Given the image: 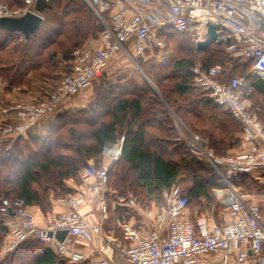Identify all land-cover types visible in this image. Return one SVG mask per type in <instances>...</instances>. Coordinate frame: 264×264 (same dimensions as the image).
I'll list each match as a JSON object with an SVG mask.
<instances>
[{
	"label": "built area",
	"instance_id": "obj_1",
	"mask_svg": "<svg viewBox=\"0 0 264 264\" xmlns=\"http://www.w3.org/2000/svg\"><path fill=\"white\" fill-rule=\"evenodd\" d=\"M22 1L26 13L33 11L38 0ZM91 1L98 6L104 30L92 44L74 52L71 74L63 77L48 96L11 103L0 101V141L27 138L61 106L99 82L113 59L124 56L135 61L134 55H143L148 48L166 49L169 28L175 34L192 33L197 44L206 37L207 24H214L219 34L217 44H223L234 61H251L254 73L264 79V0ZM102 15H108V19L105 21ZM2 17L15 15L0 3V20ZM192 72L196 86L208 91L213 103L225 106L242 125L243 143L250 145L246 151L217 156L202 135L179 127L178 141L187 146L192 156L207 162L225 184L215 191L217 203L226 210L220 223L207 214L192 213L189 198L175 186L161 192L166 206L160 212L145 210L151 220L149 227L135 228L126 218L117 220L122 240L110 242L100 259L89 260L82 253L69 251L76 240L92 242L104 238L112 196L109 173L121 158L122 137L104 148L107 163L99 168L88 164L79 171L80 192L65 198L62 204L66 210L45 227L37 224L24 201L2 199L0 213L9 215V233L0 251V262L20 244L38 241L52 246L70 264H197L202 257L213 254L219 256L222 264H264L262 209L232 183L233 177L240 174L260 180L258 173L264 171V120L249 110L245 101L249 87L243 78L222 80L230 73L227 65L217 64L208 71L196 65ZM115 203L131 212L143 210L133 197L120 196ZM86 206L91 210L85 213L82 208ZM59 231L68 233L63 242L56 238Z\"/></svg>",
	"mask_w": 264,
	"mask_h": 264
},
{
	"label": "trees",
	"instance_id": "obj_2",
	"mask_svg": "<svg viewBox=\"0 0 264 264\" xmlns=\"http://www.w3.org/2000/svg\"><path fill=\"white\" fill-rule=\"evenodd\" d=\"M47 4L43 25L29 40H20L17 32L0 28V83L6 93L24 95L34 89L38 92L39 84L44 91L50 86L54 90L57 84L51 81L71 74L74 52L90 39H97L104 30L85 0H48ZM6 5L19 10L25 7L22 0H8ZM102 18L106 21L108 15ZM167 33L168 43L177 37L182 39L180 49L187 57L170 56L156 64L141 62L140 68L148 77L144 82L127 74L111 82L107 74L113 59L98 82L90 109L65 111L44 135L36 133L39 128H35L28 134L30 137L0 141V206L2 199L22 200L27 207H38L43 213L53 211L56 201L77 194L81 185L76 182L79 171L90 160H94L96 168L103 165L104 148L122 137L121 158L109 173V188L114 189L115 201L120 194L131 195L141 207L149 209L162 199L163 190L182 185L185 172L190 173L192 182L183 189L190 203H210L215 199L214 191L223 189L225 184L206 162L192 156L187 146L177 140V123L185 130L207 136L218 153L229 149L235 152L243 144V127L225 106L213 103L208 91L196 86L192 72L195 62L191 59L198 54L196 44L183 38L187 34H175L170 28ZM156 51L148 48L143 55H134V59L140 61ZM202 60L206 71L217 64L234 62L226 50L213 46L204 52ZM250 68L251 61L235 65L229 77L222 80L244 77L250 82L254 79L248 73ZM150 83L156 84L159 93ZM250 83L256 93L264 95V81ZM218 131L223 134L218 135ZM204 172L211 176L207 178ZM248 179L252 178L240 174L233 177L232 183L237 187L244 180L242 185L256 188L258 183ZM115 208L121 210V216L127 212L122 207ZM8 219L9 215L0 213V251L9 233ZM220 222L221 218L217 223ZM0 264L70 263L52 246L26 241Z\"/></svg>",
	"mask_w": 264,
	"mask_h": 264
},
{
	"label": "rangeland",
	"instance_id": "obj_3",
	"mask_svg": "<svg viewBox=\"0 0 264 264\" xmlns=\"http://www.w3.org/2000/svg\"><path fill=\"white\" fill-rule=\"evenodd\" d=\"M7 1L8 0H0V3L2 5H4V6H6L8 8V10L13 15H15L16 18L24 15L25 7L20 9V10L17 9V8H14V7H12V8H14V9H12V8L8 7V5H6ZM85 2L90 6V8L93 10L95 15L99 19V21L102 23L101 19L98 16L99 9H98L97 4L92 2L91 0H89V1L85 0ZM193 37H194V35L192 33H188L183 38H186L188 43L195 44L194 41H193ZM97 39L96 38L95 39H90L89 41H87V43L83 44V46L90 45L94 41H96ZM172 40H173L172 42H169V43L167 42L166 49L165 48L164 49H160L159 51L155 52L156 53L155 55H152L150 57H146L145 59H141L140 61L138 60V58L135 59V61H131V60L125 58L124 56H120V57L116 58L115 61H113L114 63H112L109 66V68H108V74L107 75L110 76V81L111 82H116V81H118L117 79L122 77V75L124 76L125 74H127L128 77H132V78L135 77L139 81L141 79H143L142 80L143 82L146 81V80L148 81V77L145 75L144 70H142V68H140L139 64L141 62L143 64H156V63H160L161 61H166L167 59L170 58V56L173 57V58H178V59H181L184 56L187 57L188 54H185L184 50L180 49V43H181L182 39L180 37H177V38L172 39ZM211 46H213L215 48H218V49L220 48V49H222V51L223 50L225 51V46L223 44L221 45V44L215 43V44H212ZM211 46H209V47H211ZM205 51H202L203 53L198 51V54L196 56H192L191 57V59H193V61L195 62V66L196 65L201 66L202 63H204L202 59H204V52ZM226 60H228V59H226ZM137 62H138V64H137ZM243 64H246V62L228 61L226 63V65L228 66V69H229V71L231 73H232L233 66H235V65H243ZM249 67H251V65H249ZM248 73L252 74L253 78H254V79H251L252 81L250 80V82H256L257 80L264 81L263 78L259 77L256 73H254L253 69L250 68ZM229 75H230V73L227 74V78L229 77ZM243 79H244V77H243ZM60 80L61 79H58V82H60ZM250 82H248V81H246L244 79V84L247 87H249V89L247 91L248 93H246V95H245L246 104L249 106L250 109L254 110L255 115L259 116L261 119H264V95H259L258 93H256V91H254V89H252V86H250V85H252V83H250ZM98 85H99V83L97 82L93 87H91L90 89H88L87 91L82 93L81 94L82 96L80 95L81 97L78 96L75 99L71 100L68 104H66V105H69L68 108H64L65 105L61 106L56 111V113H54V115H52V116L48 117L47 119H45L38 127H35V128H39V127H41L44 124L45 127L42 129V131L46 133L45 130L47 128L49 129L50 124L57 118V116H59L60 114L64 113L65 111L75 112V111H78V110H88V109H90V106H91V104H90L91 102L90 101L93 98L94 94L97 93ZM151 85H152V87H154L156 92L159 93V90L156 87V84H151ZM40 87H42V86H40ZM37 88H39V87L37 86ZM35 90L36 89H34L33 92ZM36 93L39 94L40 92L38 91ZM87 93H90L89 98H87V104L83 105L81 109H77L78 106L76 107V102H77L76 100L80 99L81 101H84V99H82V98H84ZM38 99H41V98H38ZM38 99H36V100H38ZM27 101H29V100H27ZM104 108H106V107H104ZM104 108H102V110H104ZM100 112H102V111L100 110ZM1 119H2V117H1ZM1 119H0V121H1ZM33 131H35V130H33ZM217 134L218 135H222L223 132L218 131ZM28 136L29 135H27V137ZM31 137H34V135L31 136ZM203 137L208 141L209 148L212 149L217 156H223V155H227L228 153L234 152V150H230L229 149V150H225L226 151L225 153H222V152L218 153V152L215 151V149H213L214 147H212L210 139H208L207 136H203ZM201 161H203V160H201ZM203 162H205V161H203ZM203 174L206 175L207 178L211 176V174L208 173V172H204ZM189 177H190V173L189 172H185L183 177H182V179H183L182 180V185L179 186V188H181V190L185 189L188 185H190L192 183L191 182V177H190L189 183L187 182ZM251 180H252V182L258 183V185H256V188L249 189V188L246 187V185L245 186L242 185L243 181H244L243 180V181L240 182L241 184L237 186V189H239V191L250 202H253V203H256V204L260 205V207L262 209V212H263V215H264V181L255 180L253 178ZM251 180L248 179L246 181L251 182ZM76 182H77V184L81 183L78 180ZM261 183H262V185L260 186ZM110 190H111V192L113 194V190L114 189L111 187ZM120 196L131 197V195H121V194H120ZM111 201H113V195L110 198V202ZM110 205L112 206V204H110ZM165 206H166V202L162 198L161 200L154 202L152 207H150V210L155 208V207L164 208ZM191 207L194 208V211H196L199 214L203 213L204 215L207 214L208 216L212 217L215 222L220 221V218L223 217L224 214L226 213L225 208L219 202L217 203L216 196H215V199L213 201H211L210 203H208L206 200L197 201V202L193 201V202H191ZM112 211L115 212V209H113Z\"/></svg>",
	"mask_w": 264,
	"mask_h": 264
},
{
	"label": "crops",
	"instance_id": "obj_4",
	"mask_svg": "<svg viewBox=\"0 0 264 264\" xmlns=\"http://www.w3.org/2000/svg\"><path fill=\"white\" fill-rule=\"evenodd\" d=\"M18 35H20V40H26L24 37H22L21 34H19L17 32ZM51 83H55L58 84L57 82L51 81ZM41 85L39 84V94H37L36 90L34 92L29 91L27 93H25L24 95H20L16 92L13 93H6L4 91V88L2 86V84L0 83V101H4L5 103H11V101H17V100H36L38 98H42L43 96H46L47 94H49L50 92H52L53 87L50 86V88L45 89L44 91V87H40ZM43 91V92H42ZM43 95H42V94ZM90 93H87L86 96L82 99H84V101L76 100V107L78 106L77 109H81L83 105L87 104V98H89ZM82 96V95H81ZM80 96V97H81ZM68 104V103H67ZM69 105L65 104L64 108H68ZM2 115L0 113V119H1ZM177 126L180 127V125L177 123ZM44 124L39 127L38 131L36 133H38L39 135H44L47 133L48 128L45 130V132L42 131V129L44 128ZM188 132L192 133V134H198L196 132L190 131L187 129ZM180 134V133H179ZM203 136V135H202ZM179 137V135H178ZM178 140V138H177ZM250 148L249 144H242L237 150H235V152H243L246 151ZM107 163V159H104L102 164ZM88 164H95L94 160H90L88 162ZM100 167L102 166L101 164L99 165ZM258 176L260 177L261 181H264V171L258 173ZM70 186H74V183L72 181H68ZM75 189V188H74ZM183 190V189H182ZM77 193L80 192V189H76ZM216 191V190H215ZM214 191V194H215ZM183 192V191H182ZM63 200H58L54 203V210L51 212H47V213H43L42 211H40V209H38V207H30V209L32 210V212L34 213L35 217H36V222L38 225H40V227H45L57 214L63 212L66 210L65 206L62 204ZM109 204H112V206L110 205V215H109V220L107 222H105V228L103 230L104 233V238L103 239H95L92 242H85L81 240H76V242L73 243V245L70 247L69 251H72L73 253L75 252H79L82 253L83 255H85L86 257L90 258L89 260H98L103 256L104 253V249L110 244V242H113L115 240H122V232L120 230H117L116 228V222L117 220L121 219H127L129 220L130 224L134 225L135 228H147L151 225V220H149V218L146 216L145 214V210H150L149 209H144L141 211H132L128 210L127 208L123 207V211L126 212L124 214V216L120 215V211L121 210H116L115 207H117L115 200L113 199V201H111ZM115 209V212L112 211L113 209ZM83 209V212H89L91 210L90 206H86ZM162 209V207H155L153 209H151V211L158 213L160 212ZM191 211L192 213H197L196 211H194V208L191 207ZM119 215L121 217H119ZM8 241V238H5L3 247L6 245ZM2 247V249H3ZM1 249V250H2ZM219 256L217 255H207L202 257L199 262L197 264H222L221 261L219 260Z\"/></svg>",
	"mask_w": 264,
	"mask_h": 264
},
{
	"label": "water",
	"instance_id": "obj_5",
	"mask_svg": "<svg viewBox=\"0 0 264 264\" xmlns=\"http://www.w3.org/2000/svg\"><path fill=\"white\" fill-rule=\"evenodd\" d=\"M48 0H38L34 6V11H28L26 14L20 17H2L0 20V28L11 32H18L24 36L26 40H29L31 36H34L37 31L40 30L44 22L43 14L46 10ZM208 32L205 37L206 41H197L196 50L197 52L205 51L212 44L217 43L219 34L214 24L208 23ZM68 233L66 231H59L56 234L61 242L65 241ZM50 236L52 234L50 233Z\"/></svg>",
	"mask_w": 264,
	"mask_h": 264
},
{
	"label": "bare ground",
	"instance_id": "obj_6",
	"mask_svg": "<svg viewBox=\"0 0 264 264\" xmlns=\"http://www.w3.org/2000/svg\"><path fill=\"white\" fill-rule=\"evenodd\" d=\"M206 41V39L204 38L203 40H201V42H205Z\"/></svg>",
	"mask_w": 264,
	"mask_h": 264
}]
</instances>
